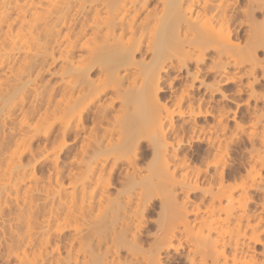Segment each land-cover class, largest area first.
I'll list each match as a JSON object with an SVG mask.
<instances>
[{
    "label": "bare ground",
    "instance_id": "bare-ground-1",
    "mask_svg": "<svg viewBox=\"0 0 264 264\" xmlns=\"http://www.w3.org/2000/svg\"><path fill=\"white\" fill-rule=\"evenodd\" d=\"M172 258L264 264V0H0V264Z\"/></svg>",
    "mask_w": 264,
    "mask_h": 264
},
{
    "label": "rangeland",
    "instance_id": "rangeland-1",
    "mask_svg": "<svg viewBox=\"0 0 264 264\" xmlns=\"http://www.w3.org/2000/svg\"><path fill=\"white\" fill-rule=\"evenodd\" d=\"M243 2V0H237V3H242ZM257 16H260V13H257ZM259 56L260 57H262V53L261 52H259ZM178 82V81H177ZM180 82V81H179ZM227 105L229 106V107H231V108H234V104L232 103V102H227ZM242 121H241V125H244L245 124V119H241ZM230 123H232V122H230ZM41 141H42V137H38L36 140H35V143H34V145L35 146H38L40 143H41ZM200 143H195L194 145H193V148L195 147V149H200V148H202V147H204V145H202V144H200ZM144 147H146V146H143V148H142V152L144 153V155L143 156H141V159H140V161H139V163H140V165H146L148 162V158L150 159V154L148 153V151L146 150V148H144ZM148 153V154H147ZM234 154L236 155V156H240V155H245V153L243 152V150L241 149H237L235 152H234ZM233 154V155H234ZM195 161V160H194ZM147 162V163H146ZM201 161H200V158H197V160L195 161V163L193 162V164H195V165H197V164H199ZM41 166V167H40ZM42 166H43V169L44 168H50V162H48V161H45V162H43L42 164H39V168L42 170ZM202 176H203V174H202ZM202 179V178H201ZM112 191H113V189H111ZM178 191V190H177ZM177 194H179L178 196H181V194H180V192L178 191L177 192ZM206 194V193H205ZM201 195V191L199 192V191H194V192H190L189 193V198L193 201V200H197V199H195L197 196L199 197ZM200 197H203V195H201ZM204 197H206L205 198V200L203 199ZM203 198H202V200H204V202L205 203H207V195L206 196H204ZM199 199V198H198ZM153 200V201H152ZM158 201L159 200H157V198H152L151 197V199L149 200V205H148V214L146 215V220H147V222H146V228H145V230L147 231V230H149L150 232H151V235H152V232L154 231V227H155V225H156V221L159 219V217H158V211H159V205H160V203H158ZM198 201V200H197ZM199 201H201V198H200V200ZM150 208V209H149ZM143 240H145V242L146 241H148L149 239H151L150 238V234H147L146 232H144L143 233ZM260 248V246L259 245H256V249L258 250ZM171 253H173V251H171ZM176 256V255H175ZM174 256V257H175ZM175 258H172L171 260H169V263H172V264H178V259L176 258L175 260H174Z\"/></svg>",
    "mask_w": 264,
    "mask_h": 264
}]
</instances>
